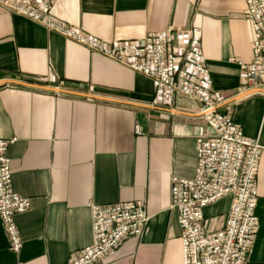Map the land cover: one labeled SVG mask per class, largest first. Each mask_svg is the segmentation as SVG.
<instances>
[{"label": "crops", "instance_id": "0c3cea01", "mask_svg": "<svg viewBox=\"0 0 264 264\" xmlns=\"http://www.w3.org/2000/svg\"><path fill=\"white\" fill-rule=\"evenodd\" d=\"M245 13L246 0H59L53 8L58 21L105 44L197 28L214 87L226 101L246 92L254 30ZM185 40L178 37L177 48ZM4 80L148 106L154 96L147 77L27 18L0 13ZM199 110L186 100L175 110L145 109L1 85L0 138L15 140L8 150L13 190L32 207L16 217L23 239L18 254L0 218V264H67L93 243L94 205L138 201L147 203L151 216L144 237L129 238L100 264H184L171 189L175 177H196L197 127L204 121ZM219 112L264 147V94ZM258 167L259 228L251 264H264V153ZM231 206L226 196L204 210L208 231L226 224Z\"/></svg>", "mask_w": 264, "mask_h": 264}, {"label": "built area", "instance_id": "2783aa9c", "mask_svg": "<svg viewBox=\"0 0 264 264\" xmlns=\"http://www.w3.org/2000/svg\"><path fill=\"white\" fill-rule=\"evenodd\" d=\"M59 0H0V13L21 16L76 42L89 51L150 79L154 86L151 106L176 109L179 100L199 107L203 122L197 127L196 177L173 178L171 209L179 212L184 264H251L259 220L257 175L264 147L247 137L231 117L215 109L226 102L207 66L199 30L186 33L169 29L138 41L105 44L53 16ZM246 18L254 30L253 57L245 66L244 90H264V0H246ZM186 38L182 47L177 38ZM136 132L140 134L139 129ZM15 140L0 138V218L9 236L10 249L18 254L23 239L16 217L32 207L31 200L13 190L8 158ZM232 198L226 224L208 231L204 210ZM93 243L67 264H100L129 238L142 240L151 216L145 202L94 205Z\"/></svg>", "mask_w": 264, "mask_h": 264}, {"label": "water", "instance_id": "95a60500", "mask_svg": "<svg viewBox=\"0 0 264 264\" xmlns=\"http://www.w3.org/2000/svg\"><path fill=\"white\" fill-rule=\"evenodd\" d=\"M5 84H14V85H18V86H23V87H28V88L38 89V90L40 89V90H44V91H48V92H54V93L72 96V97H78V98H83V99L85 98V99L97 100V101H102V102H108V103H114V104H120V105H126V106H133V107H138V108H141V107L145 108V109H153L154 108V107H151L148 105H143L142 103L137 104V103H133V102L117 100L114 98L104 97V96L95 95V94L86 93V92H80V91H76V90L68 89V88H63V87H52V86L32 84V83H28V82L13 81V80H11V81L10 80H4V81L0 82V86L5 85ZM258 93L264 94V90L253 89V90L246 91V92L239 94L238 96L226 101L221 106L217 107L215 109V111H219L222 108H224L225 106L230 105V104H232V103H234L240 99H243L249 95L258 94ZM201 116L203 117L204 115H201Z\"/></svg>", "mask_w": 264, "mask_h": 264}]
</instances>
